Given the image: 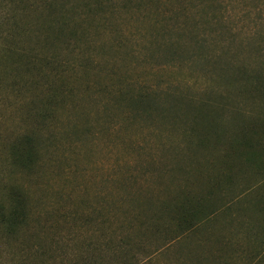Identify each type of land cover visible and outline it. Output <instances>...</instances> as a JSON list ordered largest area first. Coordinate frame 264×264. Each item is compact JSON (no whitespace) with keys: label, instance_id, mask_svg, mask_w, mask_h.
Returning a JSON list of instances; mask_svg holds the SVG:
<instances>
[{"label":"rangeland","instance_id":"rangeland-1","mask_svg":"<svg viewBox=\"0 0 264 264\" xmlns=\"http://www.w3.org/2000/svg\"><path fill=\"white\" fill-rule=\"evenodd\" d=\"M0 264H264V0H0Z\"/></svg>","mask_w":264,"mask_h":264},{"label":"trees","instance_id":"trees-1","mask_svg":"<svg viewBox=\"0 0 264 264\" xmlns=\"http://www.w3.org/2000/svg\"><path fill=\"white\" fill-rule=\"evenodd\" d=\"M20 214H18L16 211H13L12 214H11V217L13 220H15V218H17L18 220H20Z\"/></svg>","mask_w":264,"mask_h":264}]
</instances>
